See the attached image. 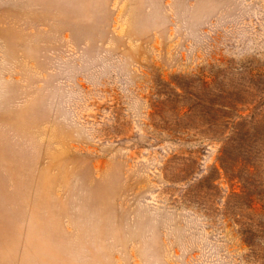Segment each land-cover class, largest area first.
Wrapping results in <instances>:
<instances>
[{"label":"rangeland","instance_id":"rangeland-1","mask_svg":"<svg viewBox=\"0 0 264 264\" xmlns=\"http://www.w3.org/2000/svg\"><path fill=\"white\" fill-rule=\"evenodd\" d=\"M251 120L264 0H0V264H264L213 170Z\"/></svg>","mask_w":264,"mask_h":264},{"label":"trees","instance_id":"trees-1","mask_svg":"<svg viewBox=\"0 0 264 264\" xmlns=\"http://www.w3.org/2000/svg\"><path fill=\"white\" fill-rule=\"evenodd\" d=\"M207 131L216 133L215 128H207ZM232 136L235 146H231L229 138L227 140L223 138L217 157L219 166L214 167L213 170L215 174H219L221 169L230 183V192L224 202V210L232 222L241 228L246 217L245 210H256V205L260 210H264V124H255L254 120L244 121L237 124ZM243 148L250 154L248 162L240 158ZM231 149L235 153L233 156ZM244 164L250 169L247 175H241L240 172ZM214 180H211V185L215 194ZM239 232L242 235L250 234L244 229H240Z\"/></svg>","mask_w":264,"mask_h":264}]
</instances>
